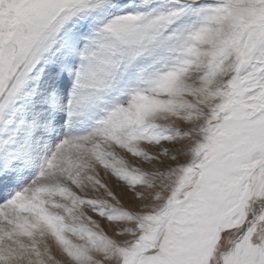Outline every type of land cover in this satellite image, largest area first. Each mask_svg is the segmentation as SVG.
Instances as JSON below:
<instances>
[{
    "label": "snow or ice",
    "instance_id": "6c2138e0",
    "mask_svg": "<svg viewBox=\"0 0 264 264\" xmlns=\"http://www.w3.org/2000/svg\"><path fill=\"white\" fill-rule=\"evenodd\" d=\"M0 264H264V0H0Z\"/></svg>",
    "mask_w": 264,
    "mask_h": 264
}]
</instances>
